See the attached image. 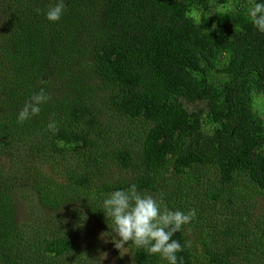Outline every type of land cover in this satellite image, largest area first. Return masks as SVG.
Wrapping results in <instances>:
<instances>
[{
	"label": "trees",
	"instance_id": "16d2710c",
	"mask_svg": "<svg viewBox=\"0 0 264 264\" xmlns=\"http://www.w3.org/2000/svg\"><path fill=\"white\" fill-rule=\"evenodd\" d=\"M229 1L65 0L53 23L55 0H0V264H97L75 236L107 226L103 194L130 185L196 210L173 237L183 264H264V202L248 205L264 196V34L257 0ZM41 88L49 101L17 123ZM116 118L138 138L115 141ZM23 202L59 213L54 228L22 219Z\"/></svg>",
	"mask_w": 264,
	"mask_h": 264
},
{
	"label": "clouds",
	"instance_id": "9594fccd",
	"mask_svg": "<svg viewBox=\"0 0 264 264\" xmlns=\"http://www.w3.org/2000/svg\"><path fill=\"white\" fill-rule=\"evenodd\" d=\"M65 0H55L45 13L49 22H59L66 11ZM248 16L253 28L264 34V0H257L253 7L248 8ZM50 99L44 88L34 93L17 114V123L23 124L38 116L42 106ZM52 134L58 131L55 120L47 124ZM109 231L101 234V239L110 242L120 254L128 253L129 248L144 250L147 255H156L166 264H183V251L180 241L173 239L177 232L182 231L196 216V210L187 212L173 210L152 195L142 194L136 185L127 189L119 188L103 194L100 201ZM96 258L97 264H103L107 253Z\"/></svg>",
	"mask_w": 264,
	"mask_h": 264
},
{
	"label": "rangeland",
	"instance_id": "374dc122",
	"mask_svg": "<svg viewBox=\"0 0 264 264\" xmlns=\"http://www.w3.org/2000/svg\"><path fill=\"white\" fill-rule=\"evenodd\" d=\"M231 2V0L229 1ZM233 5V4H232ZM215 6L220 10V11H228V9L230 7L228 3H224V2H219L216 1L215 2ZM191 105V104H190ZM192 108L197 107L196 104H192L191 105ZM254 109L255 111L261 115V117L264 119V94H257L255 97V102H254ZM111 122V118H108ZM119 119L120 118H116L114 120V124L109 122L110 124L114 125L113 128L110 130L111 134L114 138L115 141L117 142H122V139H128L129 138V134H127L124 129H127L126 126L122 127V124H119ZM108 124V123H107ZM109 125V124H108ZM115 125H117L120 129H122L123 131L120 132H116L115 130ZM111 126V125H109ZM138 137L137 136H132L131 138H129V140H136ZM115 169L114 173L115 175L118 174H123V171L121 168L117 167L116 165H114ZM254 198L250 201H248V205H253L254 201L256 202H264V196L261 194H253ZM27 197L29 198L30 196L27 195ZM213 204L214 202L211 201ZM32 205L28 204V203H21L19 206V213L18 215L22 218V219H28V218H33L35 220H40V222H42L45 225H42L43 230L44 229H48L51 230L52 228H54L55 225H51L52 222L56 223V217L58 216L59 213H56L54 211L51 210H47V209H43V214H40V210L38 207L33 206L31 208ZM83 211L86 214H90L91 212L87 210V206L83 205V203L80 204V206ZM243 207V206H242ZM241 207L242 211L243 208ZM69 210H65L64 212H60L61 214H65V216L67 217L69 222L73 221V216L71 214L68 213ZM232 210H229V212L231 213ZM262 211V210H261ZM260 210H258L256 212L257 216H260L263 213ZM92 227L90 229H84L80 228V232L79 235L75 236L76 237V245H82L84 248H88L87 252L90 253V256L95 258V257H99L100 255L103 256V253H107V258L104 260L103 263L105 264H136L128 250V253H123V251L119 252V250L115 249L114 245L110 242H105L104 239H101V234L104 232L109 231L108 227L105 226L106 224L104 222H97L96 219H92ZM79 224V222H77V225ZM79 225H85L84 223H80ZM199 247L201 246V244H198ZM201 253H204V250L202 248H199Z\"/></svg>",
	"mask_w": 264,
	"mask_h": 264
}]
</instances>
